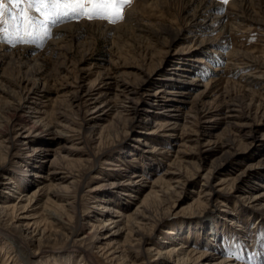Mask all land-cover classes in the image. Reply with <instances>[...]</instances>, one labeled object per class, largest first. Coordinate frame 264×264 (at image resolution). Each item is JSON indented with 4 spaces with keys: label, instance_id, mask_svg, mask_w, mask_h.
<instances>
[{
    "label": "rangeland",
    "instance_id": "1",
    "mask_svg": "<svg viewBox=\"0 0 264 264\" xmlns=\"http://www.w3.org/2000/svg\"><path fill=\"white\" fill-rule=\"evenodd\" d=\"M49 28L50 37L34 44L0 43V86L5 91H0V164L4 169L0 168V203L3 195L8 199L9 193L18 196L13 194L17 185L23 195L35 193L30 214L40 222L38 231L44 232L43 237L25 233L23 227L12 226L18 224L10 216L0 215V264H64L68 258V264H91V256L99 264L111 263L96 255L97 246L86 238L92 232L90 225L101 226L96 217L107 219L93 212L99 199L96 195L118 213L120 224L103 231L120 228L114 243L123 247L128 243L126 217L132 216L141 197L149 192V182L166 178L165 171L181 172L188 180L178 187L172 184L174 189L164 200L149 201L152 221L144 232L150 235L132 248L127 263L183 264L176 258L147 254V250L156 247L162 237L170 238L169 231L182 238L208 213L216 218L217 233L222 232L214 241L201 228L196 235L184 236L189 237L183 240V249L193 254L191 264L205 260L208 264H264V210L247 203L254 194L264 192V0H229L226 5L220 0H133L122 22L81 19ZM215 68L220 70L213 72ZM173 71L178 74L172 76ZM106 75L132 86L146 80L138 103L132 104V115L113 107L118 103L114 91L92 104L71 101L79 84L84 89L96 87L92 96L97 97ZM156 90L177 95L163 108L151 101ZM26 97H32L30 110L13 108ZM101 104V121H87L88 112ZM232 105L250 117L238 122L241 127L230 124L237 120L225 118ZM170 107L180 110L171 112L178 117L167 116L164 110ZM147 109L154 113L144 112ZM30 112H36L32 114V138L29 145H22L15 136ZM211 119L216 123H206ZM154 122L159 126L153 127ZM207 127L211 135L199 141L198 134ZM224 140L230 141L231 149L216 150L205 158L206 141ZM234 150L238 152L232 156ZM217 158L221 165L216 177L205 179ZM196 165L201 166L199 173ZM248 165L255 172L232 185L230 179ZM54 171L71 179L59 182L51 178ZM137 173L141 176L137 186L125 185L137 179L132 177ZM5 175L11 180L3 179ZM220 180L223 186H216ZM93 188L99 191L91 193ZM204 189L214 190L212 202L187 208ZM61 195L75 197L73 208L62 202ZM47 211L62 213L68 226L61 228L46 218ZM181 241L177 238L162 247L177 249ZM234 245L243 260L226 255Z\"/></svg>",
    "mask_w": 264,
    "mask_h": 264
},
{
    "label": "bare ground",
    "instance_id": "2",
    "mask_svg": "<svg viewBox=\"0 0 264 264\" xmlns=\"http://www.w3.org/2000/svg\"><path fill=\"white\" fill-rule=\"evenodd\" d=\"M200 62L203 63L204 60H201ZM177 69H178V67H175V66L173 67L174 71H177ZM219 70H220V68H215V69H213V72H217ZM174 71L172 73V76H175L178 74L177 72H174ZM148 77H150V75ZM148 77L146 79H148ZM99 79H101V78H99ZM193 81L194 82H191V83L195 84L196 80L194 79ZM145 82H146V80H144L142 82V84ZM100 84H101L100 88L102 89V92H100V94H98L97 97L92 96V93L96 89V87L95 88L90 87L88 89H84V88H82V86L80 84L79 85L76 84L77 85V87H76L77 92L73 95V97L71 98V101L73 103H76V102H79L80 100L81 101L86 100L88 103L92 101L91 102V104H92L93 102L97 101L95 99H105L107 97L108 92L114 91V92H117V93H115L114 96L118 98V103L117 104L113 103V104H115L113 107L116 109H118V108L121 109L120 111L122 113H124L125 115H132L133 114L132 112L134 111V109L132 107V104L138 103L139 97H140L139 96L140 95V89H141L142 84H139V86H132V85L128 84L127 82L121 80V79H115V78L107 76V75L101 79ZM0 91H2L3 93L5 92L4 90H2L1 86H0ZM30 92H31V94L34 93L33 91H30ZM162 93H166L167 95L170 96V98H165ZM35 94L36 93H34V95ZM175 95H177V92H175V91L164 92L161 90H156L155 93L152 94L153 98L151 99V101L153 100V102H156V105L159 107L167 108L168 105L165 102L169 99H173L172 97H174ZM10 99L11 100L13 99V102H14V96H10ZM31 99H32V97L22 98L21 103L19 102V103H17V105L15 104L13 108L16 109V107H17L18 109H16V110H18V111L22 108L30 110L31 108L28 105L31 104ZM104 105H102V104L97 105L91 111H89L88 112L89 119L87 121H92V122H96V123L101 121V119L104 115L101 112V110L103 109L102 107ZM25 106H27V108ZM164 111L167 112L168 117L176 118L178 116L177 115L176 116L171 115V112H174V111L178 112L180 110H174L170 107V109H165ZM144 112L154 113L150 109L144 110ZM33 113H36V112H30L31 115L25 117V124L21 125V127H19L17 129L18 132L16 133L15 137H17V139H19L23 142L22 145H29V143L31 141L32 133L30 132V129L33 128L31 123H32L33 119L35 118L32 115ZM226 113H227V115L225 116L226 119L229 118L230 120H237V121H235L236 123L235 122L233 123V121L230 122L231 125L236 126V127L242 126V124L238 125V122L241 121V119H243L244 121L250 120L249 116L242 115L240 113V111L238 110L237 106H234V105L228 107V110L226 111ZM204 118H206V117H204ZM206 123H214L215 124L216 120L211 119L210 121H207ZM153 124H154L153 127L159 126V124L156 122H154ZM94 126H92V127H94ZM203 129H204L203 132H201L202 134L201 135L198 134L199 141H200L201 137L206 136V135H208V136L211 135L208 131L210 129L209 127L203 128ZM247 138L249 140H251L253 138V131H251L249 133V135H247ZM229 142H230L229 140H224L223 142L206 141L205 145L208 148L203 152L205 154V158L208 155H211L212 153H214L216 150H221L224 148L225 149H231ZM28 150H30V149H27V151ZM30 151H33V150H30ZM223 152H225V151H223ZM236 152H238V150L233 152L231 155L232 156L236 155L237 154ZM32 157H35V156L33 155ZM36 157L38 158L37 155H36ZM176 157H178V156H176ZM33 159H34L33 162L37 161L36 158H33ZM212 160H214V159H212ZM213 162L214 163L212 164V166H210V168H208L206 170V173L204 175V178L207 180H212L213 178H215L216 173L220 168L221 164L219 163L218 158L215 159ZM172 163H173V161H172ZM28 164H29V166L35 167V165L32 163H31L32 165H30V163H28ZM106 164H108V163H106ZM0 168L3 169L1 164H0ZM119 169L121 170V172L125 171L124 168L120 167ZM200 169H201L200 165L195 166V170L197 173H199ZM254 169L255 168L253 165H248L246 167V170L242 171L241 173L235 175L233 178L230 179L231 184L237 185V184L241 183L243 178L246 177V175L250 176L255 172ZM120 170H118V171H120ZM62 174L63 173H61L60 171H54L51 173V175H52L51 178L56 179L59 182H66L69 179H71L70 176H67V175L64 176ZM163 175L166 176L165 179L160 178L156 181H153L152 183L149 182L151 184V185L149 184L150 185L149 186V188H150L149 192L144 194V196L141 197V199L138 202L137 207H135V209L132 211V216H134V217L133 218H132V216L126 217L124 224L126 226V231H127L126 235L128 237V243L125 244V246H123V247L119 246L117 243L116 244L114 243L116 241L115 239L120 235L119 233L117 234V232L120 228L114 229L109 233H104V231L107 228H109L110 226H112L111 229L116 228L120 224V222L118 220L120 217L117 219L118 216L115 215V213H117V212L115 210H113V208L110 207V204H102L101 203V201H103L102 198H100L99 194H97L98 196L96 195V198L98 199V197H99V199L97 200L98 204H96L95 211H93V212L95 214L97 213L98 215L97 214L96 215L99 217L107 218L105 221H101L100 219H97V217H96L95 221L101 223V226L95 227L94 225H90L89 227L92 228L91 229L92 232L90 231L86 235V238H89L92 240L93 246H97L96 248H97L98 252H96V255H97V253H99L101 255V257H103L104 261H107L108 263L111 262L113 264H136L135 262L127 263L126 258L128 256V253L131 252L132 248H134L135 246H140L141 244H143L144 241L148 240V237L150 235V231L144 232L145 226L146 225L151 226L150 222L152 221L151 216L149 215L150 213H149V209H148L147 204L149 203V201L152 198L154 200H157L158 198H160L159 200H161V201L164 200L165 196L170 194V191H173L174 186H172V184L173 185L175 184V187H178V185H180L181 183H184L188 180L187 177L184 176L183 173H181V172H173V171H167L166 172L165 171V173ZM37 177H40V176H37ZM132 177L137 178V179L132 180V181H128V183L125 185H132L133 187L137 186L138 181L141 180L140 174L137 173ZM3 179L9 180L10 178H9V176L5 175L3 177ZM49 180H51V179H49ZM223 183H224V180H220L219 183L216 184V186H223ZM10 184H12V182ZM158 184H160V185H158ZM202 187H204L203 183H202ZM20 188L21 187L19 185H17L13 189L14 190L13 194H17L18 195L17 197H14L10 193L8 194L9 196H11V197H9L10 199H8V196L7 197H4V195L1 196V199L3 201L0 203V215L2 217H9L10 216L11 220L14 219L18 225H12L13 227H18V228L23 227L22 229H23V231H25V233H29V232L32 233L33 232L35 235H37V236L39 235V237H43L44 232L43 231L39 232L38 231L39 229L37 227L40 222H38L37 219L32 218V216L30 214V209L33 206L32 203L34 200H36L37 196L35 193H34V195H31V196L23 195L21 192H18V190ZM155 188H159V191L155 190ZM213 189H215V188H213ZM220 189L221 188H219V190H217L218 193H219ZM134 190L137 191L136 193H138V191H139L137 188H135ZM98 191H99V188L91 189V193H96ZM213 191L214 190L208 191L207 189L198 191L196 194L197 199L195 201H193L192 203H190L187 208H191V205H193L194 207H200L203 204H207V205L210 204L212 202V198L215 196ZM157 193H161V195L158 196ZM60 199L62 200V202H66V204L69 206V208H73V205L75 204V197H73V196H62L61 195ZM109 200L110 199H107V201H109ZM262 200H263V202H262ZM247 203H248V205H251V206L259 205L260 206L259 209L264 210V192L261 191V192L254 194L251 198H249V201H247ZM93 209H94V207H93ZM219 211L224 213L223 210H219ZM45 215H46V218H49L52 222H54L55 224H57L61 228H66L68 226L64 222L65 217L62 213L47 211L45 213ZM207 215H208V213H206L204 215V217H202V219L198 221L197 226L194 225V226H191L190 228H188L187 231L185 232V235L187 233H189L188 236H190V233H191V235L192 234L196 235L197 233H199V228H201V229H205V231H208L209 232V234H207L208 239L210 241H214L215 238L217 237V235L220 234L222 231L219 229L220 231H219V233H217L218 232L217 231L218 226L213 224V222H215L214 219H216V218L213 219V217H210ZM231 215H233V214H231ZM86 223L88 224L89 222L87 221ZM31 227H34V228L31 231H29L31 229ZM103 229H104V231H103ZM166 234H170L171 235L170 238L166 239L165 237H162L161 242L156 244V247H153V245H151L149 247V249L147 250V254L154 252L156 257L157 256H161V257L166 256L169 258H176L177 262H180L183 264H191L190 261L193 258V254L189 253V252L186 253L184 251V249L186 247L183 245L184 241H186V239L189 237L188 236L184 237L185 235H183L181 238V236L179 235L178 232L174 233L173 231H169ZM224 236H223V238H224ZM177 238H178V240H182V241L184 240L183 242L181 241L180 244L178 245L179 248L174 249V247H172V246L164 247V248L162 247V245H168L169 243L172 244V242L175 241V239H177ZM164 249H165V251H162ZM189 254H192V255L190 256ZM208 255L211 257L214 256V254H208ZM91 258H92V259H90L91 264H99V262H97V259L94 256H91ZM200 258H202V256L199 257V259ZM70 261H71V258L65 259L64 264H68V262H70ZM194 262L195 261H193L192 264H194ZM206 262H208V261L205 260V262L203 264H208ZM103 263H105V262H103ZM111 263H109V264H111ZM223 263H226V262L223 261ZM223 263L221 262V263H213V264H223ZM78 264H81V262L80 263L78 262Z\"/></svg>",
    "mask_w": 264,
    "mask_h": 264
},
{
    "label": "snow or ice",
    "instance_id": "3",
    "mask_svg": "<svg viewBox=\"0 0 264 264\" xmlns=\"http://www.w3.org/2000/svg\"><path fill=\"white\" fill-rule=\"evenodd\" d=\"M133 0H0V43L30 45L50 37L49 25L59 22H92L100 20L109 24L122 22L124 10ZM229 0H220L227 4ZM37 13L33 16L31 13ZM226 255L243 260L234 245ZM248 260H253L249 256Z\"/></svg>",
    "mask_w": 264,
    "mask_h": 264
}]
</instances>
